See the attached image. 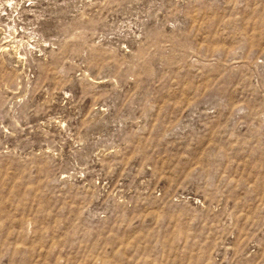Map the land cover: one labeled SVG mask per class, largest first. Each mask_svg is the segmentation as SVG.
Here are the masks:
<instances>
[{"label": "rangeland", "instance_id": "1", "mask_svg": "<svg viewBox=\"0 0 264 264\" xmlns=\"http://www.w3.org/2000/svg\"><path fill=\"white\" fill-rule=\"evenodd\" d=\"M0 264H264V0H0Z\"/></svg>", "mask_w": 264, "mask_h": 264}]
</instances>
